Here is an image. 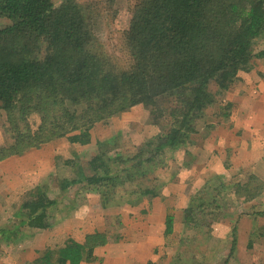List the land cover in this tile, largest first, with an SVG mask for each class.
<instances>
[{"label":"trees","instance_id":"1","mask_svg":"<svg viewBox=\"0 0 264 264\" xmlns=\"http://www.w3.org/2000/svg\"><path fill=\"white\" fill-rule=\"evenodd\" d=\"M106 1L111 13L103 11ZM114 2L0 0V20L7 22L0 27V110L13 140L0 146V160L60 138L87 145L96 123L139 105L158 128L149 149L125 161L107 158L102 146L79 164L56 157L55 165L69 166L74 175L63 180L52 176L49 185L33 187L14 213L16 221L0 228V242H15L19 228H49L47 209L55 204L48 197L50 186L61 192L74 185L96 190L103 209L123 198L131 205L143 197L155 198L158 193L147 186L145 166L153 173L166 151L198 142L201 130L212 129L207 118L218 114L220 97L237 74L264 58V0H132L128 27L113 51L119 56L109 54L97 36V26L114 27ZM36 113L41 120L33 131L27 118ZM134 180L136 187L128 190L125 183ZM217 183L215 190L205 185L182 211L188 231L210 232L220 220H209L211 210L221 208L217 197L226 192ZM117 189L124 194L118 202ZM230 190L245 203L262 187L249 178ZM209 191L217 193L211 202L204 199ZM173 224V215L167 216L166 236L173 233ZM106 237L105 232L95 233L85 244L68 239L28 264L93 261V248L106 244Z\"/></svg>","mask_w":264,"mask_h":264},{"label":"crops","instance_id":"2","mask_svg":"<svg viewBox=\"0 0 264 264\" xmlns=\"http://www.w3.org/2000/svg\"><path fill=\"white\" fill-rule=\"evenodd\" d=\"M221 98L218 114L211 116L212 120L207 122L213 126L211 130H201V138L195 144L165 152V155H172L170 161H173L175 168L177 165V169L176 173L169 174L161 186L147 185L158 193L155 198L143 197L132 205L123 198L118 204L103 209L96 190H83L88 195L87 208L77 210L74 198L69 193L82 188L80 185H74L64 192L50 186L48 197L55 204L47 209L49 228L35 232L25 227L19 228L15 242H0V264L32 263L46 250L63 247L68 239L85 244L87 237L101 230L107 234L106 239L109 241L93 248V261L79 264L170 263V252L175 250L167 243V237L182 235L177 232L178 224L182 222L180 215L190 205L193 196L205 185H211L212 180L223 183L228 189L229 185L232 188L249 178H254L261 185V193L245 203L232 197L236 210H244L246 214L239 213L235 219L215 222L211 230H216L209 235L217 238V242L227 239L231 222L234 239V245L230 248L233 250L232 262L257 264L258 255L261 258L258 263L264 264V58L254 60L249 71L239 72ZM139 106L117 117L141 131L139 125L134 124L141 122L140 118H134ZM110 123L118 127L115 121ZM124 123L118 128L126 132ZM106 128L101 132L92 128L90 143L84 146L70 144L66 138H60L37 149L0 160V228L16 221L13 215L28 193L37 185H49L47 180L51 174H56L60 180L71 177L73 171L69 166L55 165L56 157L63 161H89L97 153L98 146L111 139V136H105ZM109 129L114 131L112 126ZM156 134L158 131H155ZM130 137L135 138V145L140 144L138 147H141L147 136L134 131ZM12 143L13 140H9L4 145L0 143V146L8 147ZM95 147L94 155H84ZM165 155L161 158L162 167L168 169V165L163 162ZM164 173L167 171L164 170ZM149 180L156 182V175L149 176ZM59 194L64 195L57 198ZM171 209L177 213L173 216L176 222L173 224V233L166 236L165 220ZM118 218L125 225V231L122 227L119 230L108 228Z\"/></svg>","mask_w":264,"mask_h":264},{"label":"rangeland","instance_id":"3","mask_svg":"<svg viewBox=\"0 0 264 264\" xmlns=\"http://www.w3.org/2000/svg\"><path fill=\"white\" fill-rule=\"evenodd\" d=\"M54 1L57 2L58 0H54ZM78 1L82 2V3H86V2H90L91 0H78ZM131 3H132V0H115L114 4L112 6V11L116 13L115 14L116 16L115 17L113 16V18H115L114 19V27L111 29H107L103 25H101L100 27L97 26L98 27L97 28L98 39L100 40L101 45L106 49V51H108L109 54L114 53L113 51L119 47L122 32H124V30L127 29V27H128V24L130 21L129 7H131V5H132ZM108 5H109V2L107 3V1H106V6H104V9H103V11H105V13L106 12L111 13L107 9ZM108 18L110 19V17H108ZM6 24H7L6 21L0 20V27L5 26ZM109 37H111V39H109ZM114 54H116L115 56H119L116 52ZM212 89H215V87H213ZM221 99L222 98L220 97V101H221ZM219 104H222V103H219ZM139 107L140 108L138 109V112H136L134 114V118L135 117H136V119L140 118L141 122H136L134 124L139 125L140 130L142 129L141 131H138V128L136 129L134 127V125H130L131 124L130 122H127L125 124L124 119L120 120L119 117H117L119 115L112 116L109 119L98 122L93 126L92 130L95 129L94 131H99V132H101L102 129L104 131V127H107L106 128L107 130L105 132V136H109V137L111 136V139H109V141H107L105 144H103L101 149H99L103 152H106L107 158H110V159L121 158L125 161L128 159H131L140 151L148 150L149 148H147V145H148L147 143L155 142L156 135H157V134L155 135V131H158L157 130L158 128L152 125V121H151L149 111L146 110L141 105ZM40 118H41L40 115L37 113L32 114L31 116H29L27 118V121H28V124H29L31 130H33V131L36 130V128L38 127V125L40 123V120H41ZM141 118H143V119L141 120ZM207 119L212 120L211 115ZM112 120L115 121V124H116L115 126H118V127H119V125H122V123H124L125 127L127 126L126 132H124L123 129L119 130L120 128H118V127L115 128L114 124L110 123ZM8 125H9V123H7L5 113L0 110V143H1V145L2 144L4 145L9 140L10 141L12 140L11 134L9 132H7ZM98 125H100V128ZM110 126H112L114 131H111L109 129ZM134 131L137 133L140 132V134H142V135L144 134L145 136H147L144 138V140H143L144 142H143L141 147H138L140 144L135 145V141H136L135 138L131 139V137H130V133L134 132ZM102 134H104V133H102ZM94 137L97 138V135L94 134ZM91 149H92L91 151L85 152L84 155L92 156V153L94 155V153L96 152V147L91 148ZM171 158H172V155L166 154L165 157L163 158V162L168 165V167H167L168 169H164L162 167V165L159 164V166L156 168V170L153 171L154 174L150 173L149 172L150 168L145 166L144 171L146 174L148 172L147 179L151 175H156V177H157L156 182L155 181L152 182L149 180L147 183L148 186H151L153 184H155L157 186H161V183L167 181L170 173H172V172L176 173L177 165L175 168L174 167L175 164L173 163V161H170ZM78 160H79V161H77L78 164L83 162V161H86L85 159H83V160L78 159ZM118 166H119L118 163L113 164L111 166V169L113 171H116V170H118ZM71 170L73 171L72 175H71V177H72L74 175V169L71 168ZM164 170L167 171L166 174L164 173ZM52 176H56L57 178H59L56 174H51L50 177H48L47 184L51 183V177ZM136 183L137 182L135 180L131 181V182H126L125 186L127 187L128 190H130V189L133 190V188L136 187ZM217 184L218 183L215 180H212V183L209 186H211L215 190V186H217ZM254 184L256 185V183H254ZM143 185H146L145 181H144ZM230 188H231V186L229 185L228 189H226V192H223V197H220V198H218L216 196L217 193L215 191H209L210 193H208L207 195H204V199L207 202H211L213 197L216 196L217 197V203L221 207L217 211H215L213 209L211 210V211H213V214L209 217V220H213L216 217L220 218V220L235 219L236 215H238L239 213H240V215L246 214V212H244V210H239V212L236 210L237 207L234 203V199L232 198V196L230 194V191H231ZM118 189L114 195V200L116 202L120 201L119 200L120 197H122L124 195ZM84 190L87 191V189H84ZM81 193H83V190L81 188H76L75 190H72V192L69 193V196L74 198L73 202L76 205L75 208L77 210H78V208L81 209V207L87 208V200H88L86 197V196H88L87 192L86 193L84 192L83 194H81ZM51 194H53V193H51ZM63 195L64 194H59V196L57 198H59ZM80 195H82V197L78 198L77 196H80ZM67 199L68 198H66V200ZM100 203H101V201H100ZM174 210L175 209H171L169 211V215L176 216L177 213ZM181 217H183L182 214L180 215V218ZM175 222L176 221L174 219V224H175ZM124 226L125 225H122L121 222H119V218H118L117 220L115 219V221H113L109 225L108 228L119 230L120 227H122V228H124V231H125ZM256 226H257V223H256ZM232 227H233V225L231 224V222H229V228H228V231L230 232L229 236L227 237V239L220 240L217 242V238H213L212 235H209V234L213 233V231L216 230L215 228L210 230V232L209 231L207 232L203 228H200V230H198V231L197 230L196 231H188L187 228L185 227V225L182 222H180L178 224V227H177V232L182 233V235H179L176 237H172V236L167 237V243L169 245H171L170 247L172 248V250H175V252H173V251L170 252V255H171L170 257H172L171 261H170V263H168L166 261L165 264H234L232 262L233 250L231 251V249H230L231 246H233V235L231 234L232 230H233ZM103 232H104V230L103 231L101 230V232H99V233L102 234ZM106 241H109V240H106ZM174 248H176V249H174ZM257 258H258L257 264H259L258 261H259L260 257L257 255ZM260 260H261V258H260Z\"/></svg>","mask_w":264,"mask_h":264}]
</instances>
